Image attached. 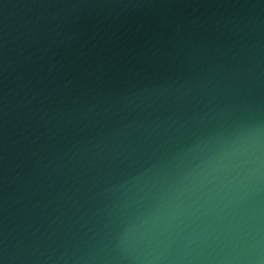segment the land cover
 <instances>
[{
	"label": "water",
	"instance_id": "obj_1",
	"mask_svg": "<svg viewBox=\"0 0 264 264\" xmlns=\"http://www.w3.org/2000/svg\"><path fill=\"white\" fill-rule=\"evenodd\" d=\"M0 264H264V0H0Z\"/></svg>",
	"mask_w": 264,
	"mask_h": 264
}]
</instances>
